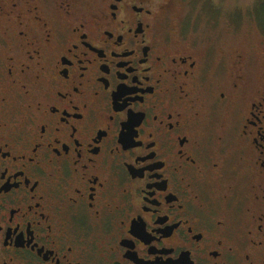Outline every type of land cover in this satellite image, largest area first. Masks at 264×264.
I'll use <instances>...</instances> for the list:
<instances>
[{"label":"flooded vegetation","instance_id":"af4514ba","mask_svg":"<svg viewBox=\"0 0 264 264\" xmlns=\"http://www.w3.org/2000/svg\"><path fill=\"white\" fill-rule=\"evenodd\" d=\"M170 5L0 0V264H264L263 76Z\"/></svg>","mask_w":264,"mask_h":264},{"label":"rangeland","instance_id":"374dc122","mask_svg":"<svg viewBox=\"0 0 264 264\" xmlns=\"http://www.w3.org/2000/svg\"><path fill=\"white\" fill-rule=\"evenodd\" d=\"M171 22L186 39L208 50L212 60L226 53V72L240 54L250 81H264V0H170ZM238 57V56H237ZM227 58V59H228ZM232 62V63H231Z\"/></svg>","mask_w":264,"mask_h":264}]
</instances>
